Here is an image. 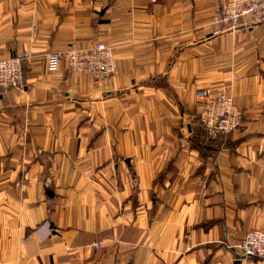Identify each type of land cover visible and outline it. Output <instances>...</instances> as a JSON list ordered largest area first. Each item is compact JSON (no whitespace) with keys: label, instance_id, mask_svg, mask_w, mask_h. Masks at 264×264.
<instances>
[{"label":"crops","instance_id":"obj_1","mask_svg":"<svg viewBox=\"0 0 264 264\" xmlns=\"http://www.w3.org/2000/svg\"><path fill=\"white\" fill-rule=\"evenodd\" d=\"M227 1L0 0L23 68L0 93V264H262L232 247L264 220V25L214 34ZM94 42L113 77L51 66ZM221 86L243 119L206 146L194 94Z\"/></svg>","mask_w":264,"mask_h":264},{"label":"built area","instance_id":"obj_2","mask_svg":"<svg viewBox=\"0 0 264 264\" xmlns=\"http://www.w3.org/2000/svg\"><path fill=\"white\" fill-rule=\"evenodd\" d=\"M244 20L248 25H264V0H228L212 17L214 34L237 30ZM50 64L63 60L72 74L88 75L95 80L109 79L116 74L117 66L113 47L104 42L89 45L71 43L49 56ZM23 87L22 59L0 58V93ZM197 117L204 138L215 141L218 137L235 132L243 119L242 111L234 104L228 87L195 91ZM100 248V244L95 245ZM232 249L239 258L257 260L264 264V220L259 229L247 232Z\"/></svg>","mask_w":264,"mask_h":264},{"label":"trees","instance_id":"obj_3","mask_svg":"<svg viewBox=\"0 0 264 264\" xmlns=\"http://www.w3.org/2000/svg\"><path fill=\"white\" fill-rule=\"evenodd\" d=\"M197 123H198V132H195L194 133V136H193V139L195 138V139H202L201 140V142H200V144H203V143H205V144H207L206 146H209V143L211 142V141H209V140H207V139H205L204 138V135H203V133L201 132V130H200V126H199V120H198V117H197ZM231 135V134H230ZM229 136V135H228ZM228 136H226V137H228ZM226 137H224V136H221V137H218L217 138V140L218 139H223V138H226ZM216 141V140H215ZM195 142H196V140H195Z\"/></svg>","mask_w":264,"mask_h":264},{"label":"water","instance_id":"obj_4","mask_svg":"<svg viewBox=\"0 0 264 264\" xmlns=\"http://www.w3.org/2000/svg\"><path fill=\"white\" fill-rule=\"evenodd\" d=\"M241 262H240V260H236V261H234V264H240Z\"/></svg>","mask_w":264,"mask_h":264},{"label":"rangeland","instance_id":"obj_5","mask_svg":"<svg viewBox=\"0 0 264 264\" xmlns=\"http://www.w3.org/2000/svg\"><path fill=\"white\" fill-rule=\"evenodd\" d=\"M239 254V253H238Z\"/></svg>","mask_w":264,"mask_h":264}]
</instances>
